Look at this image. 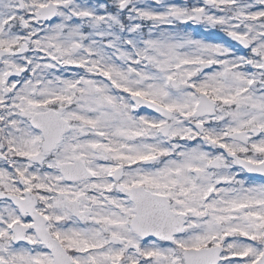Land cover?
I'll return each mask as SVG.
<instances>
[{"label":"snow or ice","instance_id":"6c2138e0","mask_svg":"<svg viewBox=\"0 0 264 264\" xmlns=\"http://www.w3.org/2000/svg\"><path fill=\"white\" fill-rule=\"evenodd\" d=\"M0 264H264V0H0Z\"/></svg>","mask_w":264,"mask_h":264}]
</instances>
